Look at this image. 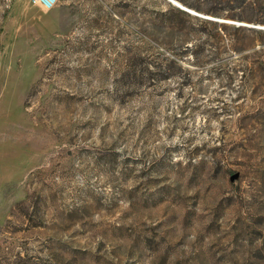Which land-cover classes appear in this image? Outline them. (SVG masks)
I'll return each mask as SVG.
<instances>
[{
	"label": "rangeland",
	"instance_id": "374dc122",
	"mask_svg": "<svg viewBox=\"0 0 264 264\" xmlns=\"http://www.w3.org/2000/svg\"><path fill=\"white\" fill-rule=\"evenodd\" d=\"M238 2L261 33L172 43L167 0H0V264H264V0Z\"/></svg>",
	"mask_w": 264,
	"mask_h": 264
},
{
	"label": "trees",
	"instance_id": "16d2710c",
	"mask_svg": "<svg viewBox=\"0 0 264 264\" xmlns=\"http://www.w3.org/2000/svg\"><path fill=\"white\" fill-rule=\"evenodd\" d=\"M181 4L187 7V9H191L192 11L194 10L198 14L209 16L212 18H217L221 19L225 14H227L230 18L236 19V20H243L242 17H236L234 15H230V10L236 9L238 7L245 9L246 5H242V3L238 2V0H227L224 1L225 4H227V7H224L223 9H216L215 7H212V3L214 0H178ZM222 1V0H220ZM251 6V3H249ZM169 5V4H168ZM171 8L170 14L168 12H158L156 13V17L160 19L161 27L162 29H165L168 34L171 37V42L174 43L177 40L176 36L179 35H187L188 32L184 28V25H181L179 18H185L189 20H194L203 25L204 32L206 31H212L213 35H209V37H214L216 39H219L221 37L222 33L225 32L227 29H232L234 32L238 33L239 35H249V34H258L261 33V31H257L253 28H242L239 26H231L223 23H218L215 21H210V20H204L200 19L195 16H191L189 13L185 11H181L177 8H173L169 5ZM227 8V9H226ZM203 32V31H202ZM230 47L233 48L234 50H243L250 48L252 46L251 43L245 44L243 41H236L232 40L230 42Z\"/></svg>",
	"mask_w": 264,
	"mask_h": 264
},
{
	"label": "water",
	"instance_id": "95a60500",
	"mask_svg": "<svg viewBox=\"0 0 264 264\" xmlns=\"http://www.w3.org/2000/svg\"><path fill=\"white\" fill-rule=\"evenodd\" d=\"M168 2H170L172 5H174L175 7H177V8H179L180 10H183V11H185V12H187V13H189V14H191V15H194V16H196V17H200V18H203V19H206V20H210V21H215V22H218V23H223V24H237L238 26H246V25H244V24H238V23H233V22H230V21H226V20H223V21H220L221 19H217V18H212V17H209V16H207V17H204V16H200V15H198L196 12L195 13H192V12H190L188 9H186V8H183V7H181L180 5H178V4H176V3H174L172 0H167ZM251 28H253V27H251ZM256 29V28H255ZM260 30L261 29H264V28H259Z\"/></svg>",
	"mask_w": 264,
	"mask_h": 264
},
{
	"label": "built area",
	"instance_id": "2783aa9c",
	"mask_svg": "<svg viewBox=\"0 0 264 264\" xmlns=\"http://www.w3.org/2000/svg\"><path fill=\"white\" fill-rule=\"evenodd\" d=\"M30 1L33 2L34 4L41 6L46 10H51L54 7H56L61 0H30Z\"/></svg>",
	"mask_w": 264,
	"mask_h": 264
},
{
	"label": "bare ground",
	"instance_id": "6f19581e",
	"mask_svg": "<svg viewBox=\"0 0 264 264\" xmlns=\"http://www.w3.org/2000/svg\"><path fill=\"white\" fill-rule=\"evenodd\" d=\"M174 2V1H173ZM175 3V2H174ZM184 8V7H183ZM190 11V10H189ZM193 13V12H192ZM199 15V14H198ZM200 16H204V15H200ZM204 17H207V16H204ZM208 18V17H207ZM220 21H223V20H220ZM228 22V21H227Z\"/></svg>",
	"mask_w": 264,
	"mask_h": 264
}]
</instances>
